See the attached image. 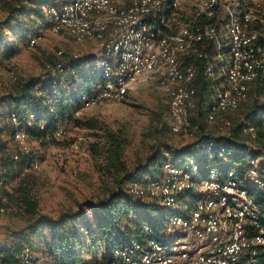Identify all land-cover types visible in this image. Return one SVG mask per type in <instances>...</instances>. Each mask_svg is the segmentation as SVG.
I'll return each instance as SVG.
<instances>
[{
    "label": "built area",
    "instance_id": "obj_1",
    "mask_svg": "<svg viewBox=\"0 0 264 264\" xmlns=\"http://www.w3.org/2000/svg\"><path fill=\"white\" fill-rule=\"evenodd\" d=\"M191 4L196 9L186 11L189 21L173 28L171 22L185 16L180 12ZM218 5L219 0H51L43 8L48 31L79 44H95L99 78L88 85L73 117H81L101 103L121 102L138 89L155 84L168 101L170 131L179 134L191 129L197 138L192 143L206 154L203 164L189 157L177 165L170 153L164 152L161 173L129 185L132 195L154 201L166 216L158 229L146 226L140 237L132 236L123 246L115 247L103 264H264V149L244 164L218 168L210 164L213 142L204 141L197 133L198 125L189 118L196 94L192 57H207L198 49L205 42L215 43L217 54L216 63L206 61L204 74L212 82L220 80L206 110L207 123L236 110L247 99L252 83L259 80L264 85V17L252 6L242 10L232 6L226 13L225 32L220 34L211 20ZM41 37L39 33L29 37L28 47H34ZM48 68L56 73L50 96L57 102L60 78L68 71L59 60ZM77 83L85 85L79 77ZM33 119L34 114L29 113L27 123ZM7 120L15 127L11 137L18 149L30 152V140L18 113L11 110ZM222 122L230 125L229 119ZM259 129L264 133V111ZM242 134L255 142L258 127L245 122ZM65 135V128L56 126L53 138L62 141ZM82 140L77 137L67 148L55 151L69 150L88 157L89 152L82 151ZM230 154L227 151L220 157ZM40 163L34 158L23 173L38 171ZM76 174L73 170L72 175ZM9 184L0 181L5 188ZM5 210L0 205V212ZM18 264L39 263L25 248Z\"/></svg>",
    "mask_w": 264,
    "mask_h": 264
},
{
    "label": "trees",
    "instance_id": "obj_2",
    "mask_svg": "<svg viewBox=\"0 0 264 264\" xmlns=\"http://www.w3.org/2000/svg\"><path fill=\"white\" fill-rule=\"evenodd\" d=\"M50 1L15 0L4 4L7 15L0 21V63L17 54L18 44L15 38H20L29 32L33 35L37 34L41 23L45 21L43 8ZM246 5V7L252 6L264 17L263 3L258 6L248 0ZM23 15L27 16V19H20ZM211 20L216 22V13ZM225 22L226 20L224 25ZM198 49L204 51L207 57H192L196 71L192 86L196 94L195 105L191 110L195 109L197 116L196 118L190 116V121L193 125H198L197 132L204 141L213 142L211 153L214 155V160L210 164L218 168L244 164L249 157L257 156L260 149H264V133L259 129L264 102L253 100L243 111L241 119L230 121L227 134L205 133L201 121L204 118L207 123L206 110L213 83L204 74V70L207 60L216 63L214 58L217 50L213 42H205L199 45ZM222 52L225 53L226 49ZM59 61L65 63L68 72L76 70L74 79H77L76 77L83 79L85 85L77 84L73 91L67 86L62 87L59 100L55 102L50 93L51 82L56 73L47 71L39 78L18 80L10 91L0 96V181L7 184L18 178L16 185L10 189L0 186V205L14 207L28 220L26 231L14 234V239L19 240L18 242L13 244L0 242V264H18L20 253L27 248L23 243H30L33 237L45 241L44 246L39 248V253L43 255L41 262L34 257L39 264H94L93 262L97 260L99 264H103L110 260L115 247L123 246L132 236L140 237L146 226L158 229L165 219V211L161 210L154 201L132 195L129 192L130 184L140 183L146 176L161 173L164 152H169L173 163L177 165H181L189 157L196 159L199 164L206 162V154L197 150L195 144L191 143L179 149L167 146L154 148L145 160L130 169L124 158L125 148L129 144L128 133L125 130L111 129L93 118L73 117L74 111L81 105L82 94L88 90V85L99 78L95 70L92 68L90 72L85 67L83 58L80 57L63 58ZM56 63L57 61H52V65ZM251 85L257 94L264 92L262 89L264 85L259 80ZM249 92L251 93L250 85L248 94ZM11 110L18 113L21 126L25 128L29 140L37 141L41 146L60 142L53 138V132L56 126L66 122H73L80 127L96 131L94 135L96 140L91 143L89 152L97 168L113 177L116 188L109 190L105 196L95 201L78 202V209L75 212L63 213L57 218L38 214V202L33 192L36 177L31 172L23 173L24 168L36 156L32 150L23 153L16 144L10 145L15 128L7 120ZM29 113L34 114L31 124L26 120ZM245 122L258 127L256 145L249 148L242 140L244 137L242 127ZM40 124H43L42 129ZM227 151L231 154L220 157ZM252 152L256 154L253 155ZM15 154H18L17 159L13 158ZM2 198L5 199L4 202ZM29 250L34 256L32 249Z\"/></svg>",
    "mask_w": 264,
    "mask_h": 264
},
{
    "label": "rangeland",
    "instance_id": "obj_3",
    "mask_svg": "<svg viewBox=\"0 0 264 264\" xmlns=\"http://www.w3.org/2000/svg\"><path fill=\"white\" fill-rule=\"evenodd\" d=\"M14 1L0 0V21L7 15L4 4ZM255 1L258 6L264 4L263 0ZM247 3L248 0H219L216 9V24L220 34L225 32L222 24L224 25L226 20L228 8L233 6L237 9V6H241L239 10H242L247 6ZM195 9L196 7L191 4V6H185V9L180 13L185 15L186 11L193 12ZM20 19H27V16H20ZM189 19L190 17L186 15L178 16L175 21L171 22L172 27L176 28L179 24L188 22ZM37 33L42 37L34 47L27 45V38L33 36L32 32L15 38L18 44L17 54L0 63V96L10 91L18 80L42 77L49 71L48 66L51 67L52 61H58L63 57L66 59H71L74 56L83 58L85 67L90 72L92 68L96 71L93 56L95 44L91 42L79 44L70 37L53 34L47 30L45 21L41 23ZM58 51H61L62 54H58ZM74 71H69L63 77L60 76L61 86H67L70 91H73L78 84L77 79H74L76 70ZM15 77H17L16 81ZM218 81L212 82L209 92L210 100L215 86L219 84ZM252 87L250 85L251 93L249 92L246 101H243L236 110L219 115L215 122L210 124L205 123L203 118L201 122L205 133L227 134L229 129L223 126V119L238 121L243 117V111L251 105L253 100L264 102V92H260L259 95L253 91ZM262 89L264 91L263 87ZM190 116L196 118L197 111L191 110ZM81 117L84 119L93 118L111 129H122L128 133L129 144L125 148L124 158L130 169L145 160L154 148L166 146L172 149L184 148L197 139L196 133H192L191 129L179 134H173L170 131L168 101L155 84L138 89L121 102H106L93 106L85 110ZM59 126H63L66 130L65 138L60 142L41 146L37 141L30 140V150L41 162L39 170L31 172L36 177L33 192L38 202L37 213L51 218H57L63 213L75 212L78 209V202L95 201L105 196L109 190L116 188L113 177L104 174L97 168L95 160L89 152L91 143L96 140L94 135L97 132L80 127L73 122H66ZM77 137H82L81 148L82 151L89 152L88 157L82 156L80 153H72L69 150L60 154L55 151L56 148H67ZM242 140L248 145V148L256 145V142L249 141L246 136L242 137ZM14 144L13 141L10 142L11 146ZM252 154L256 153L252 152ZM73 170L77 171L75 176L72 175ZM16 183L17 181L8 182V189L14 187ZM27 223L28 220L21 215L19 210L7 206L5 212H0V242L6 241L8 244L18 242L19 240L14 239V234L26 231ZM23 244L28 249H32L34 257H37L41 262L43 255L39 253V248L44 246L45 241L33 237L30 243ZM98 262L99 260L93 263L99 264Z\"/></svg>",
    "mask_w": 264,
    "mask_h": 264
}]
</instances>
